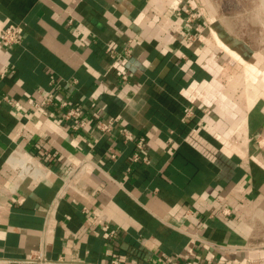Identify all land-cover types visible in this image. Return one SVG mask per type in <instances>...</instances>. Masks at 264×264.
Here are the masks:
<instances>
[{
  "label": "crops",
  "instance_id": "1",
  "mask_svg": "<svg viewBox=\"0 0 264 264\" xmlns=\"http://www.w3.org/2000/svg\"><path fill=\"white\" fill-rule=\"evenodd\" d=\"M230 4L0 0V264H264V0Z\"/></svg>",
  "mask_w": 264,
  "mask_h": 264
},
{
  "label": "built area",
  "instance_id": "2",
  "mask_svg": "<svg viewBox=\"0 0 264 264\" xmlns=\"http://www.w3.org/2000/svg\"><path fill=\"white\" fill-rule=\"evenodd\" d=\"M176 12L177 14L183 13L185 15V20L188 24H191L197 17V14L194 11L190 10L187 6L183 7L182 9H178ZM22 31L23 28L21 24L9 22L0 31V39L8 45L16 44L20 41V36L22 34ZM186 39L188 42H191L193 40V35L187 34ZM108 49L110 50L109 47ZM125 78L126 77L123 75V79ZM45 103L46 101L42 100V102L36 104V106L43 105ZM59 105L63 109L64 119L72 121L71 124L72 128L76 129L85 124L84 120H80L82 113L81 110L75 107L70 101L62 100ZM184 114L189 115L190 109H186ZM116 124H117V120L115 117H108L104 120L101 119L98 120L96 126L97 129L104 134V133H110L113 128H116ZM116 130L118 132V135L122 136L124 141L134 139L133 134L127 131L126 129L122 127H117ZM142 140L143 137L138 138V141L136 143V147L138 150L132 152L130 156L131 163H137L139 161L142 162L148 161V159L145 156H142L139 152V150L142 149ZM37 163L38 162L36 160L33 161L28 158H25L20 160L19 162H16L15 167L18 169L21 176H25L31 173L35 169ZM22 262L31 263V264H51L52 260L47 258L42 250H36L29 252L28 256ZM112 264H116V262L113 261ZM184 264H194V263L184 262Z\"/></svg>",
  "mask_w": 264,
  "mask_h": 264
},
{
  "label": "rangeland",
  "instance_id": "3",
  "mask_svg": "<svg viewBox=\"0 0 264 264\" xmlns=\"http://www.w3.org/2000/svg\"><path fill=\"white\" fill-rule=\"evenodd\" d=\"M231 1L232 0H223V6L231 5L230 4ZM239 3L242 4L243 6H245V0H239ZM234 4H235V2H234ZM216 17L222 18L223 20H226L228 22L231 19L235 21V18H238L239 20L242 18L244 19L246 16L245 15H238V16H232L231 17L230 15H220V16H216Z\"/></svg>",
  "mask_w": 264,
  "mask_h": 264
}]
</instances>
